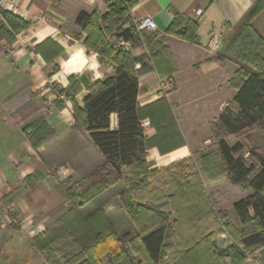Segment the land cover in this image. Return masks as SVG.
<instances>
[{
  "label": "trees",
  "instance_id": "16d2710c",
  "mask_svg": "<svg viewBox=\"0 0 264 264\" xmlns=\"http://www.w3.org/2000/svg\"><path fill=\"white\" fill-rule=\"evenodd\" d=\"M107 2L102 15L94 9L79 10L74 24L85 34L83 47L97 53L98 62L107 57L115 67L86 88L82 108L75 102V96L82 91L78 77H68L66 92L72 104L74 127L87 134L103 160L83 181L67 180L58 188L70 207L56 226L31 240L33 248L43 253L50 264H98L102 254L107 255L110 264H241L245 255L252 257L256 251H264V156L251 147L249 155L257 162L246 161L241 156L244 143L239 140L245 130L264 124V40L250 26L264 9V0H256L226 35L220 59L230 60L238 68L229 82L235 94L210 124L215 142L194 151L190 159L151 171L147 149L155 147L163 155L184 146V141L165 99L138 106V78L150 71L152 61L160 76L161 66L168 68L169 74L175 68L166 46L154 43V36L147 37L130 25L129 10L135 0ZM4 17L11 28L25 29L11 14L4 13ZM197 31L198 22L175 14L165 33L196 44ZM106 34L128 42L131 49L144 45L148 54L132 56L122 48L113 51L103 45ZM3 36L13 40L10 34ZM71 37L76 41L81 38L76 33ZM100 45L102 50L98 49ZM55 50L45 56L47 60L60 51L58 47ZM137 63L139 69H135ZM111 115L117 119L113 130ZM145 117L156 130L151 138L145 137L140 126ZM230 136L238 139L229 142ZM255 137L250 136L252 141ZM221 181L247 191L232 205L234 223L240 226L238 240L235 233L239 229L234 231L220 211L213 212L211 188ZM102 197L105 200L101 203L98 200ZM115 197L133 226V232L120 237L104 211L105 201ZM143 201L150 204L146 206ZM166 207L167 213L161 211ZM221 226L235 241L224 250L216 243L223 232ZM112 237L114 247L104 248Z\"/></svg>",
  "mask_w": 264,
  "mask_h": 264
},
{
  "label": "crops",
  "instance_id": "0c3cea01",
  "mask_svg": "<svg viewBox=\"0 0 264 264\" xmlns=\"http://www.w3.org/2000/svg\"><path fill=\"white\" fill-rule=\"evenodd\" d=\"M59 1L16 0L23 8L22 16H11L25 29L11 28L5 17V22L0 23V264H50L43 253L33 248L31 240L56 226L66 215L70 203L59 194L62 183L83 181L103 160L87 134L74 127L72 104L66 99L69 76L78 77L89 71L93 74L92 83L99 78L94 59L97 53H85V34L74 24L79 10L93 9L79 1L85 6L74 7L68 16L64 0ZM255 1L135 0L130 7L131 20L144 16L154 20L156 30L143 33L154 36V43L166 46L175 68L169 74L168 68L161 66L160 76L150 60V71L138 78L137 104L145 107L165 99L184 139V146L163 155L155 147L147 149L150 171L190 159L194 151L214 143L210 124L232 100L235 91L229 82L238 68L230 60H221V52L227 33ZM104 5L107 9L108 5ZM175 14L198 22L196 44L165 33ZM250 26L264 40V9ZM3 33L10 34L13 40L6 39ZM73 33L80 35L79 41L71 37ZM57 47L60 51L47 60L45 56L53 54ZM131 50L134 56L148 54L144 45ZM92 61L96 63L94 70L90 68ZM111 71L112 67L109 70L106 66L100 77ZM162 78H171L174 88L165 97L153 99ZM81 87L75 96L79 108L87 93ZM143 120L149 121L147 117ZM116 128V115H111L110 129ZM186 132L190 140L185 137ZM143 133L151 138L156 130L149 124ZM116 209L115 198L104 205L105 214L120 237L130 233L133 226L123 211ZM171 220H175L174 216ZM106 241L104 248L114 247L113 237ZM260 261L264 263V251L246 257L241 264H262ZM98 264H110L107 255H100Z\"/></svg>",
  "mask_w": 264,
  "mask_h": 264
},
{
  "label": "rangeland",
  "instance_id": "374dc122",
  "mask_svg": "<svg viewBox=\"0 0 264 264\" xmlns=\"http://www.w3.org/2000/svg\"><path fill=\"white\" fill-rule=\"evenodd\" d=\"M104 4L109 5L107 0H105V2H103V4H101L100 6L97 5V6H93V7H91L92 5L85 6V5H83L82 3H80L79 1H76V0H64V5H65V7L67 9L66 11L68 13L67 14L68 16H69V11L71 9H73L74 7L78 8V7H83V6L87 7V9H91L92 8V9L96 10V12L98 11L97 12L98 15H102L104 13L103 10L106 9L105 7H104L105 9L103 8V6H105ZM102 27H104V29H105V24L102 23ZM115 39L116 38H114L113 35L106 34L105 42H104L105 44H103V45L104 46L107 45L108 47H112L113 51L121 49L122 47H118L117 46V42L115 41ZM67 41L71 42L70 39H68ZM82 42H83V40H82ZM83 49H84L86 54H88L90 56H94L93 52L87 51L85 48H83ZM98 49L102 50L103 49L102 45L98 46ZM124 50H126V49H124ZM127 51L130 53V51H132L131 47ZM139 55H135V56H139ZM132 56H134V55H132ZM94 59L97 62V67H98L97 68L98 72H99V78L98 79H101L103 77V76L100 77L101 69L102 70L105 69L106 66L109 68V70H110V67H112V69L115 67V64L113 62H111L110 59H108L107 57L103 58V62H98L96 56H94ZM83 72H86L90 77H93V74L91 72H89V71H83ZM98 79H95V81L98 80ZM162 79H164V78H162ZM172 83L174 84V81H172ZM250 136H256L254 138L255 140L252 141V138H250ZM185 137L188 139L189 133L186 132L185 133ZM182 139H183V137H182ZM237 139H238V137H235V136H230V137L227 138V140L229 142H233V141H235ZM188 140H190V139H188ZM239 140H241L244 143V148H243V151L241 152V156L246 161L250 162L252 160L254 163L257 162L256 159L252 158L249 155V151H250L251 147L255 150L256 153H258V155L264 156V124L263 125L254 126V127L250 128L248 130H245L244 133L242 134V136L239 138ZM183 141H184V139H183ZM254 144H255V146H254ZM216 188H217V192L215 193L214 190ZM211 192H212L211 198L214 200V203H215V206L213 207V212L216 213V212L220 211L222 213V215L225 216V218L227 219V222L229 224L231 223V225L234 226V231H237L239 229V231L235 233V235H236L235 238L236 239L240 238V234H239L240 226H238L237 224L234 223L235 218H234L233 213H232V204H233V202H235L236 200L240 199L241 197H245L246 194H247V191L243 190L239 186H234V185L230 184L228 181H221L217 186L213 185V187L211 188ZM103 200H105L104 197H102L98 201H100L102 203V202H104ZM111 200L112 199L106 200L105 201L106 202L105 205L108 204L109 202H111ZM115 200H116V203H117V209L116 210H119V212L123 211V213L125 214L124 216H126V218H128L127 215H126L125 209L122 207V203L119 201V199L117 197H115ZM132 200H134V198ZM142 203L145 204L146 206L150 204L147 201H143ZM161 211L167 213L168 209L164 208V209H161ZM171 216H173V215L170 214V217H169L170 219H171ZM221 228H222L223 232L216 239V243H217V246H218L219 249L224 250L230 244L234 245L235 241L229 235V233H230L229 230L227 231V229L223 228L222 226H221ZM131 232H133V230ZM223 234L226 236L225 240H222V238H221V236ZM223 241L226 242V245H222V246H225L224 248L221 247V244L223 243ZM260 252H261V249L259 251H256V253H260ZM245 256L249 257V255H245ZM249 258H252V257H249ZM134 259L137 261L138 257H134Z\"/></svg>",
  "mask_w": 264,
  "mask_h": 264
},
{
  "label": "built area",
  "instance_id": "2783aa9c",
  "mask_svg": "<svg viewBox=\"0 0 264 264\" xmlns=\"http://www.w3.org/2000/svg\"><path fill=\"white\" fill-rule=\"evenodd\" d=\"M54 1V0H53ZM84 4L88 5H99L100 3L104 2L105 0H78ZM22 9L16 2V0H0V23H4V13L12 14L14 16H19L21 17L22 15ZM131 26L135 28L137 32H142V31H154L156 30V24L154 20L149 17V16H144L141 17L138 20H131L130 23ZM117 42L118 47H122L123 49H130V45L128 42H124L121 39H115ZM140 64H135V69H139ZM171 78H164L159 81V86H158V91L156 94L152 95L153 99H157L158 97H165L169 91H171L174 88V84L172 83ZM149 121L148 120H142L140 122V126L142 129L146 128L149 126ZM13 214V213H12ZM2 225V224H1ZM30 227H33L30 225ZM222 240L226 239V236L223 234L221 236ZM222 245H226V242L223 241L221 244V247H225Z\"/></svg>",
  "mask_w": 264,
  "mask_h": 264
},
{
  "label": "water",
  "instance_id": "95a60500",
  "mask_svg": "<svg viewBox=\"0 0 264 264\" xmlns=\"http://www.w3.org/2000/svg\"><path fill=\"white\" fill-rule=\"evenodd\" d=\"M78 80L80 84L85 88L89 87L92 84V79L86 72L79 73Z\"/></svg>",
  "mask_w": 264,
  "mask_h": 264
},
{
  "label": "bare ground",
  "instance_id": "6f19581e",
  "mask_svg": "<svg viewBox=\"0 0 264 264\" xmlns=\"http://www.w3.org/2000/svg\"><path fill=\"white\" fill-rule=\"evenodd\" d=\"M93 62V61H92ZM89 65V64H88ZM90 68L92 69V70H94L95 68H96V63L95 62H93V63H91L90 64Z\"/></svg>",
  "mask_w": 264,
  "mask_h": 264
}]
</instances>
